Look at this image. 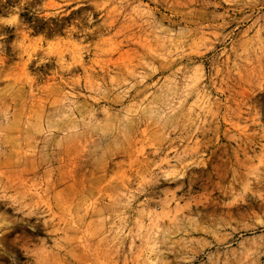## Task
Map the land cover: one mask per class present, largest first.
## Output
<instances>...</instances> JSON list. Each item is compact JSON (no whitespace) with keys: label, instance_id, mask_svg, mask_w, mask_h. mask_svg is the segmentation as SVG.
Returning a JSON list of instances; mask_svg holds the SVG:
<instances>
[{"label":"rangeland","instance_id":"1","mask_svg":"<svg viewBox=\"0 0 264 264\" xmlns=\"http://www.w3.org/2000/svg\"><path fill=\"white\" fill-rule=\"evenodd\" d=\"M9 230L8 264H264V0H0Z\"/></svg>","mask_w":264,"mask_h":264},{"label":"clouds","instance_id":"2","mask_svg":"<svg viewBox=\"0 0 264 264\" xmlns=\"http://www.w3.org/2000/svg\"><path fill=\"white\" fill-rule=\"evenodd\" d=\"M8 215H11V213H8ZM14 230L9 231H0V241H7L9 240L8 237ZM7 254L6 253H0V264H8L7 260Z\"/></svg>","mask_w":264,"mask_h":264}]
</instances>
